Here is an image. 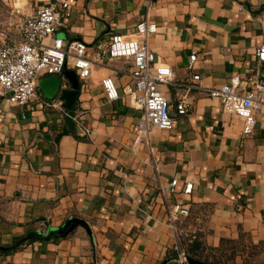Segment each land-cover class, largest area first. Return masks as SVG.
<instances>
[{"label":"crops","instance_id":"crops-1","mask_svg":"<svg viewBox=\"0 0 264 264\" xmlns=\"http://www.w3.org/2000/svg\"><path fill=\"white\" fill-rule=\"evenodd\" d=\"M53 1L0 0V30L10 8L30 14ZM143 20L156 25L148 46L175 72V84L158 85L173 121L171 129L154 128L149 145L132 148L140 110L124 93L131 63L100 53L113 34H130ZM56 35L86 44L91 72L77 76L72 128L58 96L38 90L27 106L0 96V264H177L165 203L188 208L175 222L185 249L196 237L198 250L211 255L226 239L235 254L225 264H253L252 255L264 254V105L254 114V134L244 137L242 118L206 91L234 76L242 93L253 89L249 77L264 82V61L256 56L264 43V0H73ZM105 76L117 85L115 100L105 96ZM186 91L189 111L177 115L174 105ZM173 178L175 191L163 197L160 186ZM185 181L193 184L190 193L182 192ZM74 217L85 226L64 237L2 249Z\"/></svg>","mask_w":264,"mask_h":264},{"label":"built area","instance_id":"built-area-1","mask_svg":"<svg viewBox=\"0 0 264 264\" xmlns=\"http://www.w3.org/2000/svg\"><path fill=\"white\" fill-rule=\"evenodd\" d=\"M72 3L73 0H55L30 14L15 7L9 9L6 25L0 30V96L10 105L27 106L37 95L40 79L49 75H63L66 68L74 70L83 79L90 75L92 62L85 56L86 44L78 39L64 41L56 35L63 18L70 14ZM155 31L154 22L143 20L136 24L134 32L130 34H113L107 48L100 53L105 58H123L131 63V84L124 93L128 105L140 110L132 148L138 147L142 141L149 145L150 133L154 128H172L170 105L158 85L175 84L176 76L171 67L156 59L146 42ZM256 56L264 61V43L256 49ZM196 58V51L193 50L188 57V69L193 67ZM198 79V74L192 76L194 82ZM247 80L253 89L245 93L239 91L241 80L237 76L228 83L210 87L206 91L209 96L220 100L224 112L242 118L241 133L244 137L254 134V114L264 105V82L255 77ZM101 86L107 99L115 100L118 97L113 77H103ZM192 86L186 85L187 89ZM57 103L61 105L62 101L58 100ZM190 105L191 99L186 91L178 96L174 105L175 113L186 114ZM65 115L70 116L68 111ZM71 119L76 120V116L72 115ZM177 183V179L173 178L167 186H160V194L165 197L168 192H174ZM192 188V182L185 181L182 192L190 193ZM165 213L177 239L174 245L175 261L177 264H189L175 228L180 216H188V208L179 203H165Z\"/></svg>","mask_w":264,"mask_h":264},{"label":"water","instance_id":"water-1","mask_svg":"<svg viewBox=\"0 0 264 264\" xmlns=\"http://www.w3.org/2000/svg\"><path fill=\"white\" fill-rule=\"evenodd\" d=\"M67 79L69 86H63V77ZM79 81L77 74L72 69H64L63 75H49L45 76L38 82V89L42 92V94L48 98L52 99L55 96H58L61 100H63V105L66 110L69 112L70 116H67L66 125L67 128L73 127V121L71 119L72 114L70 113L74 102L76 100V95L78 92ZM66 131V129H64ZM76 132L79 135L83 134V131L76 127ZM77 225L85 226V221L79 218H70L68 219L62 227L54 228L49 227L48 230L56 231L53 234V237H64L68 235ZM40 235L38 231H30L27 236ZM189 264H208L207 262L199 259L188 258Z\"/></svg>","mask_w":264,"mask_h":264},{"label":"trees","instance_id":"trees-1","mask_svg":"<svg viewBox=\"0 0 264 264\" xmlns=\"http://www.w3.org/2000/svg\"><path fill=\"white\" fill-rule=\"evenodd\" d=\"M72 115L74 114V105L70 111ZM55 231H48L46 234L34 235V236H26L18 238L11 246H7L2 248L3 251H11L17 249L22 243L29 242L37 239H45L49 238L53 235ZM233 242L223 239L221 242V246L215 250L211 255H203L201 251L200 243L197 241L196 237L190 240L188 247L186 250V256L188 258L199 259L207 262L208 264H225L226 260L233 258L234 249L230 246ZM1 248V247H0ZM200 249V251L198 250ZM226 249H231L230 253H226ZM217 253V254H216Z\"/></svg>","mask_w":264,"mask_h":264},{"label":"rangeland","instance_id":"rangeland-1","mask_svg":"<svg viewBox=\"0 0 264 264\" xmlns=\"http://www.w3.org/2000/svg\"><path fill=\"white\" fill-rule=\"evenodd\" d=\"M248 251L253 252L251 249H253L252 247L248 248ZM262 250L264 249V247L261 248ZM256 250V249H255ZM257 251V250H256ZM251 260H253V264H264V254H255L251 256Z\"/></svg>","mask_w":264,"mask_h":264}]
</instances>
